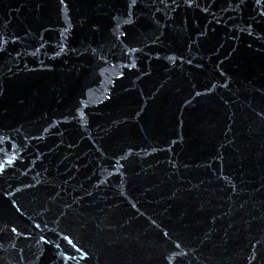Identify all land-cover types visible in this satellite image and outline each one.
I'll list each match as a JSON object with an SVG mask.
<instances>
[{"label": "water", "instance_id": "95a60500", "mask_svg": "<svg viewBox=\"0 0 264 264\" xmlns=\"http://www.w3.org/2000/svg\"><path fill=\"white\" fill-rule=\"evenodd\" d=\"M0 264H264V0H0Z\"/></svg>", "mask_w": 264, "mask_h": 264}]
</instances>
